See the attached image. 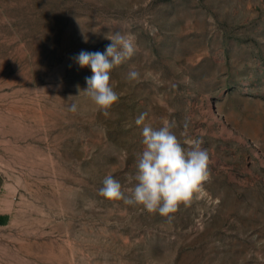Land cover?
<instances>
[{
  "label": "rangeland",
  "instance_id": "374dc122",
  "mask_svg": "<svg viewBox=\"0 0 264 264\" xmlns=\"http://www.w3.org/2000/svg\"><path fill=\"white\" fill-rule=\"evenodd\" d=\"M115 32L136 51L104 116L74 57ZM142 113L210 158L171 223L98 194L130 187ZM0 264H264V0H0Z\"/></svg>",
  "mask_w": 264,
  "mask_h": 264
},
{
  "label": "clouds",
  "instance_id": "9594fccd",
  "mask_svg": "<svg viewBox=\"0 0 264 264\" xmlns=\"http://www.w3.org/2000/svg\"><path fill=\"white\" fill-rule=\"evenodd\" d=\"M111 43L105 51L81 50L75 61L81 68L90 67L92 75L86 77V89L80 90L104 116L118 101V93L111 82L112 70L129 60L135 53V38L131 34L115 32L105 36ZM87 42V37L84 38ZM139 73L129 71L128 79L138 80ZM73 96L68 100L72 101ZM69 111L75 113L77 104L71 102ZM145 115L135 123L143 125V149L137 154L135 172L126 176V187L111 174L106 175L98 194L113 202L142 206L148 213H158L171 223L181 205L190 206L207 195L205 184L210 180V158L202 148V139H192L183 145L174 133V122L165 121L160 127L145 124ZM185 130L188 125L185 123Z\"/></svg>",
  "mask_w": 264,
  "mask_h": 264
}]
</instances>
